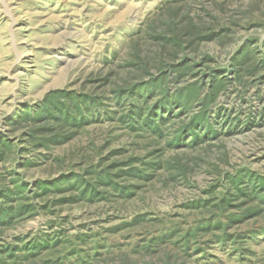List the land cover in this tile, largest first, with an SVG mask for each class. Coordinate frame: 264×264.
<instances>
[{
    "label": "rangeland",
    "instance_id": "1",
    "mask_svg": "<svg viewBox=\"0 0 264 264\" xmlns=\"http://www.w3.org/2000/svg\"><path fill=\"white\" fill-rule=\"evenodd\" d=\"M177 1L189 0H0V142H12L0 161V194L17 179L29 186L26 204L35 207L0 230V245L18 248L23 258L34 243L48 241L37 252L39 264H164L167 255L175 264H264L263 220L235 225L229 233L242 235L235 244L205 235L190 239L187 250L182 240L205 215L211 217L193 204H217L232 190L228 178L240 171L264 175V85L248 91L231 87L217 108L230 121H239V128L216 125L229 136L181 150L125 128L119 121L124 108L109 101L77 135L50 148L36 149L27 142L32 124L13 125L23 111L36 112L52 92L106 97L116 85L136 77L135 46L139 44L141 57L153 51L143 38L146 21ZM194 5L204 17L206 12L214 16V24L231 29L221 43L205 47L210 53L224 57L222 51H232L248 37L264 41V31L256 27L263 19L264 0H197ZM112 110L116 114L109 119ZM251 118L248 129L244 124ZM157 160L161 166L148 183L117 179L123 187H138L131 200L69 201L78 194L69 192L67 183L61 191L49 187L43 193L37 187L38 181L53 183L63 176L82 174L90 180L88 171L114 162L127 172L131 165L145 170ZM139 217L145 220L135 222ZM174 228L183 233L168 246L150 247Z\"/></svg>",
    "mask_w": 264,
    "mask_h": 264
},
{
    "label": "trees",
    "instance_id": "2",
    "mask_svg": "<svg viewBox=\"0 0 264 264\" xmlns=\"http://www.w3.org/2000/svg\"><path fill=\"white\" fill-rule=\"evenodd\" d=\"M196 1L169 3L146 21L143 38L150 43L153 51H146L141 57L139 44L135 46L137 62L134 61L132 66L137 70L136 77L116 85L108 93L109 96L65 90L52 92L36 112L23 111L18 123L13 122V125L20 122L32 124L27 142L36 149L50 148L77 135L90 121L88 117L94 112L99 113L97 108L104 107V102L109 101L112 106L124 108L119 121L125 128L150 134L157 140L165 141L167 147L173 150L196 147L229 136L225 128L219 129L216 125L232 129L239 128L240 123L230 121V115L225 116L224 109L217 108L218 100L231 87L248 91L251 86L264 85V41L259 36L248 37L232 51H222L224 57L220 53H210L205 47L213 42L221 43L231 29L214 24L216 18L208 12L205 17L199 14L194 5ZM262 16V21L256 24L259 31H264V13ZM114 114L116 111L112 110L109 119L114 118ZM253 121L251 118L244 125L249 129ZM10 150L11 141L0 142V161ZM26 165L30 166L31 162ZM146 166L145 170H141L131 165L130 170L124 172L121 163L114 162L101 171H88L90 180L82 174L63 176L53 183L38 181L37 187L43 193L49 187L61 191L67 183L69 188L66 189L78 194L69 201L131 200L138 187H123L117 179L132 177L148 183L153 180V173L161 162H149ZM228 180L232 190L217 200V204L213 205L209 200L193 204V209L211 217L205 215L198 228L184 232L182 240L187 250L190 239L205 235L215 236L221 242L230 240L234 244L239 243L242 235L229 233L235 225L252 219L264 221V175L240 171ZM17 182V179L12 180L15 186L2 190L0 194V230L11 227L17 218L35 210L33 204H26L30 199L24 197L29 186ZM14 202L23 204L15 207L11 204ZM231 211L237 213L230 214ZM144 220L145 217H139L135 222ZM181 233L182 230L170 229L163 237L152 240L150 247L168 246ZM47 247L48 241L36 242L26 249L31 252L20 258L18 248L0 245V264H39L38 253ZM173 262L167 255L164 264H175Z\"/></svg>",
    "mask_w": 264,
    "mask_h": 264
}]
</instances>
